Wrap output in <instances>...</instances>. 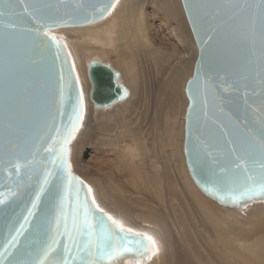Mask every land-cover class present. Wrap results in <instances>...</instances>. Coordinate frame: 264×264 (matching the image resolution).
<instances>
[{
  "label": "water",
  "instance_id": "water-1",
  "mask_svg": "<svg viewBox=\"0 0 264 264\" xmlns=\"http://www.w3.org/2000/svg\"><path fill=\"white\" fill-rule=\"evenodd\" d=\"M118 1L0 0V193L6 199L0 205V252L10 241V232L14 235L24 222L45 172L52 173L19 245L11 249L12 256H0V264H9L12 259L31 264L38 258L55 234L61 196L65 197L64 213L71 225L77 184L73 182L66 193L64 172L51 161L64 146L77 118L75 107L81 90L64 44L51 32L97 23ZM181 2L198 49L193 74L185 87L189 104L184 154L189 173L206 196L230 211L264 206V197L260 196L239 202L220 199L230 186L238 187L247 176L243 167H235L238 158L247 160L250 171L260 174L252 161L260 162L259 145L264 135V0ZM49 37H55L59 47ZM88 78L91 100L97 108H110L129 96L128 88L119 81L120 73L111 64L92 60ZM83 119L82 98L66 159L71 175L80 182L81 199L86 197L90 207L96 209L89 185L76 174L70 159ZM17 164L22 165L19 174ZM128 235L144 238L135 232ZM57 239L60 255L56 264H60L67 239ZM25 248L30 254H24ZM146 259L126 253L104 264H145ZM47 264H53L51 258Z\"/></svg>",
  "mask_w": 264,
  "mask_h": 264
},
{
  "label": "bare ground",
  "instance_id": "bare-ground-1",
  "mask_svg": "<svg viewBox=\"0 0 264 264\" xmlns=\"http://www.w3.org/2000/svg\"><path fill=\"white\" fill-rule=\"evenodd\" d=\"M69 31L82 37L65 46L84 105L105 120L100 141L117 152L121 148L116 161L99 164L108 167L106 175L86 182L96 206L125 229L151 236L162 264H264V212L257 209L245 225L240 212L232 213L197 187L186 164L185 87L198 49L181 0H119L103 20ZM189 56L191 63L184 64ZM94 59L111 64L129 90L110 108H97L91 100L88 66ZM85 125L83 119L71 150L89 130Z\"/></svg>",
  "mask_w": 264,
  "mask_h": 264
},
{
  "label": "snow or ice",
  "instance_id": "snow-or-ice-1",
  "mask_svg": "<svg viewBox=\"0 0 264 264\" xmlns=\"http://www.w3.org/2000/svg\"><path fill=\"white\" fill-rule=\"evenodd\" d=\"M49 39L59 47L55 41V37H49ZM64 96V86L61 84V99ZM83 92L77 97V103L75 112L77 118L72 121V128L69 129L68 137H65L64 146L61 148L59 154L53 157L51 163L54 167H59L64 172L65 179V192L70 189L73 182L77 184V199H76V212L72 214L71 225L68 223V217L64 213V201L65 197L61 196L59 201V211L55 218L54 236L51 238L47 245H44L41 249V254L37 259L31 261V264H47L49 258L52 259L53 264H56V257L60 255L57 252L59 248V240L57 237H66L67 243L62 248L61 252L64 255L60 264H104L105 261H114L115 259L123 256L126 253H135L137 256H144L149 258L147 253L149 251V244L156 243L151 236L144 235L141 239L139 236H129L133 230L131 228L125 229L124 225L115 220L112 216L104 212L103 208L92 209L89 205L87 198L81 199L79 194V180L71 175L70 165L67 162V143L69 137L76 131V123L80 116V106L82 104ZM50 151V149H49ZM259 163L256 160L252 161L253 167H259L260 174L257 176L254 172L250 171L248 167V161L243 158H238L239 163L236 164V168L243 167L246 178L238 187L230 186L227 191L220 196L221 200H231L233 202H239L244 199H253L254 197H264V135L261 137V143L259 145ZM57 159L59 164L57 165ZM22 165L17 164L16 170L19 174ZM52 176L51 171H46L44 179L41 182L39 191L35 195V199L32 201L31 208L27 209V215L24 216V222L20 224L19 228L15 229V234L11 235V239L5 246L4 252H0V256L9 255L13 253L11 249H14L20 243V237L26 231V225L29 223V218L35 215L34 210L38 207L40 197L45 192L46 186L49 183V179ZM91 192V188L88 189ZM11 195H16L15 192H10ZM6 203L4 193H0V205ZM92 204H95L93 198ZM104 213V215H99ZM107 217V219H105ZM111 221V224L108 223ZM115 225V227H113ZM119 229V231H117ZM27 239V238H25ZM75 248V253L72 249ZM56 254L55 256L53 254ZM24 254H30V249L25 248ZM9 264H26L23 260L12 259ZM139 264V261H137Z\"/></svg>",
  "mask_w": 264,
  "mask_h": 264
},
{
  "label": "rangeland",
  "instance_id": "rangeland-1",
  "mask_svg": "<svg viewBox=\"0 0 264 264\" xmlns=\"http://www.w3.org/2000/svg\"><path fill=\"white\" fill-rule=\"evenodd\" d=\"M63 29V28H62ZM68 31H64L62 33L57 34V36L60 38V41L64 44L66 42H71L74 43L75 41L82 39V37L80 36V34L74 32V31H69V28H64ZM66 48V46H65ZM67 50V49H66ZM196 52L195 47L192 48L191 52H190V56L194 55V53ZM69 56L70 53L67 50ZM187 57L184 60V64H190L191 63V57ZM72 65L74 67V63L72 61V58L70 57ZM115 57L112 58V60H114ZM187 60V61H186ZM186 61V62H185ZM75 70V67H74ZM76 73V70H75ZM77 76V73H76ZM77 80H78V76H77ZM79 82V80H78ZM80 86V83H79ZM81 89V88H80ZM181 119H183V115L180 116ZM84 119L86 121V125L85 127H89V130L87 131L85 136H80V140L78 142V144L76 145L77 147L74 150H71V154H70V159H71V164L72 167L74 169V171L76 172V174H78L85 182H88L90 184L91 181H93L94 179H98L100 177H103L105 174V172H107L106 168H108L105 164L99 165L102 161H107L108 164L113 163V161H116V154L119 153L121 151V148H119V151H115V147L112 145H106L105 143H101L100 140H102V136H101V129H100V124L101 123H105L104 119H98L95 118V114L93 111V108L90 105H84ZM109 124H112V118L110 119ZM84 127V129H85ZM149 137L148 139V144L150 147H152V138ZM104 139V138H103ZM108 139H105L104 141H106ZM100 142V143H99ZM184 152V150H183ZM86 160H90L92 162V167L89 168L86 164L85 161ZM119 162V161H118ZM102 169H105V171H100ZM92 179V180H91ZM91 180V181H90ZM260 209L261 212H264V206L261 207H254V208H249L245 211H231L234 214H240V219L241 222L245 223V225H249L248 220H250L251 217H253L255 215V213ZM263 209V210H262ZM253 214H252V213ZM238 214V215H239ZM249 214V215H248ZM252 214V215H251ZM244 218H243V216ZM248 216H250L248 218ZM260 218V217H259ZM248 219V220H247ZM261 219V218H260ZM264 220V219H263ZM240 222V221H237ZM150 259L147 258L146 260H144L145 264H162V261L160 260V258H158L157 256H155L154 252L150 251ZM159 261V262H158Z\"/></svg>",
  "mask_w": 264,
  "mask_h": 264
}]
</instances>
